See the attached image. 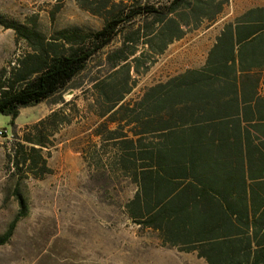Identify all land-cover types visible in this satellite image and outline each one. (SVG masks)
<instances>
[{
    "label": "trees",
    "instance_id": "trees-1",
    "mask_svg": "<svg viewBox=\"0 0 264 264\" xmlns=\"http://www.w3.org/2000/svg\"><path fill=\"white\" fill-rule=\"evenodd\" d=\"M78 1L103 18L101 28L63 29L49 39L0 16L32 49L0 84V114L14 125L22 108L65 103L64 93L81 86L75 80L98 59L109 75L91 79L103 119L95 135L100 148L112 150L100 166L136 184L126 204L132 220L208 264H264V5L226 22L203 66L126 100L137 75L174 41L218 21L231 0ZM58 117L53 111L35 126ZM28 141L33 145L15 165L35 170L43 160V170L46 159L34 153L44 142ZM15 195L19 211L0 246L29 213L19 189Z\"/></svg>",
    "mask_w": 264,
    "mask_h": 264
},
{
    "label": "rangeland",
    "instance_id": "rangeland-1",
    "mask_svg": "<svg viewBox=\"0 0 264 264\" xmlns=\"http://www.w3.org/2000/svg\"><path fill=\"white\" fill-rule=\"evenodd\" d=\"M256 5H264V0H231L218 21L172 43L148 72L137 75L126 100L139 98L152 84L202 66L224 24ZM0 16L35 26L49 39L63 29L97 30L104 23L78 0H0ZM31 51L14 29L0 24V84ZM98 61H91L77 77L75 83L81 86L64 93L65 103L44 101L22 108L14 125L10 115L0 114V129L6 130L0 137V233L19 211L17 189L29 204V213L11 240L0 246V264H208L197 251L165 245L155 231L141 229L126 207L136 184L100 166L112 150L108 144L100 148L95 135L103 119L91 79L109 75L106 64ZM53 111H59L57 120L35 126ZM28 139L44 142L35 145L39 151L34 153L46 159L43 170V160L35 170L14 163L23 160L33 145Z\"/></svg>",
    "mask_w": 264,
    "mask_h": 264
},
{
    "label": "crops",
    "instance_id": "crops-1",
    "mask_svg": "<svg viewBox=\"0 0 264 264\" xmlns=\"http://www.w3.org/2000/svg\"><path fill=\"white\" fill-rule=\"evenodd\" d=\"M256 6H260V5H256ZM251 7H255V6H251ZM251 7H248L247 9H249V8H251ZM247 9H246V10H247ZM246 10H244L243 12H245ZM243 12H242V13H243ZM242 13H241V14H242ZM241 14H240V15H241ZM230 21H231V20H230ZM227 22H228V21H227ZM224 25H225V24H224ZM223 27H224V26H223ZM200 28H201V27H200ZM198 29H199V28H198ZM222 29H223V28H222ZM222 29H221V31H222ZM221 31H220V33H221ZM220 33H219V34H220ZM219 34H218V35H219ZM186 35H187V34H186ZM186 35H185V36H186ZM218 35H217V36H218ZM185 36H184V37H185ZM184 37H183V38H184ZM181 39H182V38H181ZM181 39H179V40H181ZM216 39H217V37H216ZM176 41H178V40H176ZM176 41H174V42H176ZM174 42H173V43H174ZM215 42H216V40H215ZM215 42L213 43V45L215 44ZM213 45H212V46H213ZM212 46H211V48H212ZM211 48H210V49H211ZM210 49H209V50H210ZM208 53H209V51H208ZM207 57H208V55H207ZM206 60H207V58H206ZM205 62H206V61H205ZM204 64H205V63H204ZM204 64H203V65H204ZM203 65H202V66H203ZM200 67H201V66H200ZM195 68H198V67H195ZM182 72H183V71H182ZM259 92H260V94L264 95V76H262V78H261V80H260V84H259Z\"/></svg>",
    "mask_w": 264,
    "mask_h": 264
},
{
    "label": "built area",
    "instance_id": "built-area-1",
    "mask_svg": "<svg viewBox=\"0 0 264 264\" xmlns=\"http://www.w3.org/2000/svg\"><path fill=\"white\" fill-rule=\"evenodd\" d=\"M6 132L4 129H0V137Z\"/></svg>",
    "mask_w": 264,
    "mask_h": 264
}]
</instances>
